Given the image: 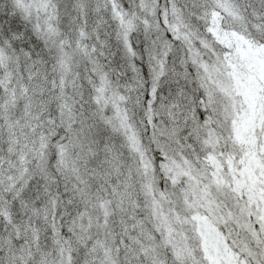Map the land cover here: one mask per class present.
<instances>
[{"label":"snow or ice","instance_id":"1","mask_svg":"<svg viewBox=\"0 0 264 264\" xmlns=\"http://www.w3.org/2000/svg\"><path fill=\"white\" fill-rule=\"evenodd\" d=\"M0 264H264V0H0Z\"/></svg>","mask_w":264,"mask_h":264}]
</instances>
